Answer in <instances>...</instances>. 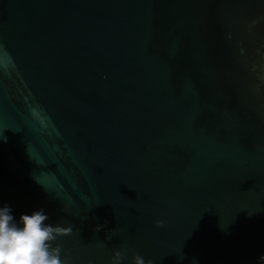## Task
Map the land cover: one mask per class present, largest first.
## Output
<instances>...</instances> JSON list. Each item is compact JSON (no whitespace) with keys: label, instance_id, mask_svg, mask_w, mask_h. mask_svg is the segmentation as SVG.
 I'll use <instances>...</instances> for the list:
<instances>
[{"label":"water","instance_id":"obj_1","mask_svg":"<svg viewBox=\"0 0 264 264\" xmlns=\"http://www.w3.org/2000/svg\"><path fill=\"white\" fill-rule=\"evenodd\" d=\"M2 206L64 264H264V0H0Z\"/></svg>","mask_w":264,"mask_h":264},{"label":"clouds","instance_id":"obj_2","mask_svg":"<svg viewBox=\"0 0 264 264\" xmlns=\"http://www.w3.org/2000/svg\"><path fill=\"white\" fill-rule=\"evenodd\" d=\"M49 216L43 209L31 215H21L17 221L12 209L0 207V264H64L61 248L54 246L59 237L70 236L73 227L48 223ZM156 227H163V221H156ZM98 227L96 231H100ZM106 239L111 241L112 235ZM124 250H117L112 255V264H122ZM133 264H152L140 255L133 256Z\"/></svg>","mask_w":264,"mask_h":264}]
</instances>
